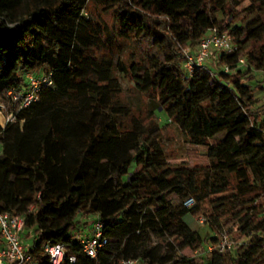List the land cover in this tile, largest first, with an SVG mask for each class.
I'll list each match as a JSON object with an SVG mask.
<instances>
[{
	"label": "trees",
	"instance_id": "obj_1",
	"mask_svg": "<svg viewBox=\"0 0 264 264\" xmlns=\"http://www.w3.org/2000/svg\"><path fill=\"white\" fill-rule=\"evenodd\" d=\"M89 1L114 12L115 31L87 13ZM241 1L0 0L5 115L15 108L7 91L23 88L26 73L51 80L0 126V211L26 217L23 239L39 264H50L47 242L76 255L64 264H264V105L251 85L252 71L264 73V0H247L246 20L234 14ZM212 28L228 33L237 50L219 54L211 72L188 74L183 49ZM116 37L139 48V91L151 96L152 115L164 113L190 142L206 145L208 165L170 166L158 124H143L121 102L113 71L125 67L98 53ZM100 112L112 119L99 120ZM222 132L236 138L231 146ZM188 197L195 203L185 207ZM205 201L224 218L209 223L210 238L185 219ZM78 215L102 222L109 243L96 258L74 239ZM221 232L248 241L208 251Z\"/></svg>",
	"mask_w": 264,
	"mask_h": 264
},
{
	"label": "rangeland",
	"instance_id": "obj_2",
	"mask_svg": "<svg viewBox=\"0 0 264 264\" xmlns=\"http://www.w3.org/2000/svg\"><path fill=\"white\" fill-rule=\"evenodd\" d=\"M248 4L249 2L247 0H243L238 3L235 6L234 14L239 18H247L248 14L244 11V9L248 6ZM86 11L89 15L106 25L108 29H113L115 31L117 23L114 20L113 11L105 10L99 3L93 1L88 2ZM259 29L264 30V12H262V24L259 26ZM98 53L103 57H109L110 55L114 62L118 60L125 67V71H123L119 66L115 65V69L113 71L121 88L120 100L123 104L129 106L133 116L139 118L143 124L149 125L150 127L154 122L158 124L160 140L164 148L168 164L170 166L188 165L191 167L208 165L209 160L205 157L207 148L206 145H197L190 142L188 137L183 132L167 120L164 113L160 112L157 116L156 114L152 115L151 110L153 102L151 96L139 91L140 78L135 69V61H137L139 57V48L135 42L131 40H122L116 37L115 43L111 49L106 48ZM217 58L218 54L216 52L212 53L208 66L214 68L216 66ZM34 73L38 74L39 72ZM252 75L253 81L251 82V85L255 93L256 105H264V73L252 71ZM3 114H5L4 111ZM98 119L110 120L112 118L110 115L100 112ZM2 122L4 121L2 120L0 113V123L2 124ZM124 122L127 126H129L130 120L128 118L124 119ZM219 138H221L228 146H231L236 140V138H232L224 132L219 134ZM209 142H211V140H209ZM172 200L175 201L176 198H172ZM214 216L215 213L211 203L209 201H205L200 204V211L198 213H187L185 214V219L192 229H197L202 234H205L208 238H210L211 235L215 234L210 231L209 223H224V218L217 220ZM200 218H204L206 222L201 223ZM93 219L94 217L90 215L85 217L78 215L75 219L76 222L73 232L76 233L81 230H87V222L92 221ZM232 239L234 244H240L243 241H248V237L244 238V236H241L238 233L233 234ZM180 253L188 256H198L200 250L190 251L185 249Z\"/></svg>",
	"mask_w": 264,
	"mask_h": 264
},
{
	"label": "built area",
	"instance_id": "obj_3",
	"mask_svg": "<svg viewBox=\"0 0 264 264\" xmlns=\"http://www.w3.org/2000/svg\"><path fill=\"white\" fill-rule=\"evenodd\" d=\"M237 50V44L233 38L226 32H220L212 28L203 36L198 43L192 47L183 49L184 68L188 74L196 69L211 72V66H208L212 53H230ZM238 63L246 65L243 57L239 58ZM229 67L224 66V71ZM25 86L18 90H8L7 94L13 102L15 108L9 114H3L5 107L0 104L1 118L4 121L0 126L3 127L6 122L15 121V115L18 110L30 105L37 100V93L44 85H50L51 80L48 75L35 74L29 72L25 74ZM1 154V150H0ZM192 197L183 201L185 207L194 205ZM200 222H206L200 218ZM26 217L14 215L9 212L0 211V264H39L34 259L29 241L23 239L25 232ZM87 230H81L74 234V239L78 242L79 250L82 254L96 258L109 243V239L103 235L102 222L94 217L92 221L87 222ZM233 248V241L230 240L225 232L217 234V240L207 246L208 251L225 252ZM42 253L47 256L50 264H64L66 261L74 263L76 255L69 252V247L63 243H44ZM120 264H144L139 258H129L122 260Z\"/></svg>",
	"mask_w": 264,
	"mask_h": 264
},
{
	"label": "crops",
	"instance_id": "obj_4",
	"mask_svg": "<svg viewBox=\"0 0 264 264\" xmlns=\"http://www.w3.org/2000/svg\"><path fill=\"white\" fill-rule=\"evenodd\" d=\"M3 123V122H2Z\"/></svg>",
	"mask_w": 264,
	"mask_h": 264
}]
</instances>
